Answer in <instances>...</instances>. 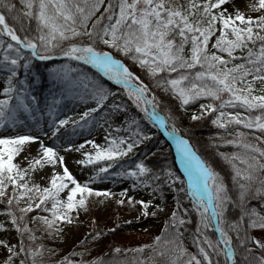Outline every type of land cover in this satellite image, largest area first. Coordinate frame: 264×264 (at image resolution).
<instances>
[{"label":"trees","instance_id":"16d2710c","mask_svg":"<svg viewBox=\"0 0 264 264\" xmlns=\"http://www.w3.org/2000/svg\"><path fill=\"white\" fill-rule=\"evenodd\" d=\"M126 1L131 0H66L73 18L70 34L48 41L42 40L47 37L44 27L32 15L24 13L21 0H0V13L36 57L66 55L75 69L90 80L89 87L94 92L114 94L120 90L74 57H82L78 48L102 43L100 35H105L108 29L102 28L101 21L106 15L113 20L119 4ZM147 1L159 17L176 18L183 28L171 25L162 32L175 59V66L172 64L174 67L169 72L129 59L135 86L163 117L167 129L176 132L202 160L208 172L218 228L230 242L233 264H264V242L256 236L258 229H264V24H247L239 34H228L223 32L226 22L216 7L218 0ZM123 31L124 25L117 29L113 45L118 46ZM194 34L205 39L197 54L188 49ZM6 44L22 51L17 44L10 41ZM128 54L124 51L122 56ZM36 57L32 56L31 60L37 61ZM14 75L12 72L9 76L8 85L12 94L21 90ZM197 75L215 77L235 100L213 106L198 94L183 102L173 82L193 93L203 83ZM131 106L124 99L119 103L120 108L130 112ZM94 110L93 106L87 108L90 112ZM151 125L156 134L149 133L148 127L140 123L128 135L114 133L96 155L103 161L104 170L122 166L135 179L134 186L146 187L154 201L153 217L164 221L157 237L147 236L138 249H129L127 244L114 240L106 242L110 233L97 225L74 248L72 255L54 256L49 243L54 229L62 222L48 207L57 192L52 191L50 199L28 191L16 198L9 197L8 193H13L8 192V178L0 172V187L7 195H0V233L15 232L19 245L18 254L5 264H76L71 261L73 256L80 257L77 264H189L192 261L228 264L212 224L207 229L198 224L195 206L175 166L172 148L158 128ZM13 155L10 148H3L4 169Z\"/></svg>","mask_w":264,"mask_h":264},{"label":"rangeland","instance_id":"374dc122","mask_svg":"<svg viewBox=\"0 0 264 264\" xmlns=\"http://www.w3.org/2000/svg\"><path fill=\"white\" fill-rule=\"evenodd\" d=\"M21 1L24 13L32 15L44 27L47 37L43 41L68 37L73 18L66 0ZM216 7L226 22L223 30L225 33L239 34L247 24H264V0H218ZM107 24L109 27H105ZM100 25L103 29H108L105 35H100L102 43L78 48L82 57L86 58L83 59L81 55L74 57L78 62L90 67L89 61H95L109 67L133 86L135 79L129 69L130 58L158 71L166 69L169 72L175 66V59L168 43L163 40L162 32L167 31L171 25L183 28V23L176 18L159 17L147 0H131L119 4L115 18L111 20L106 15ZM122 25L124 31L122 38L118 40V48L112 43L116 40L117 29ZM6 29L10 34L14 33L8 25L7 28L1 26L0 172L8 178V192L13 193H8V196L16 198L28 191L42 199H50V193L57 192L48 208L60 217L62 223L54 229L49 248L50 253L59 258L72 255L74 248L97 225L110 233L106 242L114 240L127 244L129 249H138L147 236L157 237L164 221L153 217L151 210L154 208V201L146 187L134 186L135 179L122 166L115 170H104V163L96 153L107 145L114 133L128 135L138 123L148 127L149 133L156 134L151 123L154 124L152 116L159 113L151 107L149 101L148 106L137 93L126 87H117L111 82L107 83L120 91L114 94L94 92L89 87L90 80L75 69L66 55L62 58L46 54L36 57L31 47L27 46L29 50L24 51L18 45L24 52L11 47L6 44V41L13 43ZM42 40L39 42L42 43ZM204 42V38L194 34L188 42V49L197 54ZM93 51L94 53L89 54ZM124 51L129 54L123 57ZM32 56L37 61L31 60ZM12 72H15L14 80L21 89L17 94H12L8 88ZM197 78L203 83L193 93L185 86L173 82L183 102L191 95L198 94L213 106L235 100L215 77L197 75ZM105 89L110 90L109 87ZM121 99L132 105V112L119 107ZM90 106L95 107V110L87 111ZM31 120H36L37 127L44 128L42 138L29 135L26 130L22 131L23 126L27 127V122ZM17 129L21 131H16ZM168 131L177 136L172 129ZM49 134L52 135V140H46ZM56 136L57 139L53 140ZM5 146L14 153L6 161L7 169L3 168ZM41 149L46 152L43 154ZM199 166L207 184L208 172L200 161ZM2 194L4 195L0 187V195ZM3 200L6 202L7 198ZM193 204L199 226L207 229L208 224H212L210 211L205 205L202 211ZM256 236L264 242V229H258ZM18 251L16 233L11 230L2 231L0 264H5ZM71 261L77 264L80 257L73 256Z\"/></svg>","mask_w":264,"mask_h":264},{"label":"bare ground","instance_id":"6f19581e","mask_svg":"<svg viewBox=\"0 0 264 264\" xmlns=\"http://www.w3.org/2000/svg\"><path fill=\"white\" fill-rule=\"evenodd\" d=\"M2 21L3 19L0 16V23H2ZM6 31L8 34H10L8 29H6ZM97 68L98 70H100V72L104 75L106 79L115 82L121 87L128 88V85H127L128 83L122 80L119 76H117L112 69L107 68V67L106 68L97 67ZM17 111H19V109ZM35 121L36 120H33V121L31 120L27 122V127L22 125L24 127V128L21 127L22 131L26 130L28 131L29 135H33L36 138H42L44 136L43 134L44 128L37 127ZM16 131H21V130L17 129ZM167 137L174 147L175 160H176V163L180 171L182 172L185 178L186 188H187V191L189 192L188 194L191 200H193L194 203L197 206H199L202 211H204V208H203L204 205L208 209L207 200L209 199L210 196H209L206 181L202 177V173L200 171L199 161L197 157L175 135L168 133ZM50 139L52 140V135L49 134L46 136V140H50ZM56 139H57V136L53 138V140H56ZM42 150L43 149H41V151ZM45 152H46L45 150L42 151L43 154ZM223 240H224L227 250L230 251L227 241L225 239ZM229 259H231L230 252H229Z\"/></svg>","mask_w":264,"mask_h":264},{"label":"water","instance_id":"95a60500","mask_svg":"<svg viewBox=\"0 0 264 264\" xmlns=\"http://www.w3.org/2000/svg\"><path fill=\"white\" fill-rule=\"evenodd\" d=\"M0 16H1L2 19H3L2 23H0L1 26L4 27V28H7V25H6V23H5V19H4V17L2 16V14H0ZM11 35H12L11 40H12L14 43L19 44V45L21 46V48H23L24 50H29L28 48H26V47L24 46V44L20 41V39H19L16 35H14V34H11ZM94 65H96V64H94ZM98 66H99V65H98ZM99 67H100V68H104L103 66H99ZM108 81L111 82V83H113V84H115V86L120 87V86H119L118 84H116L115 82L110 81V80H108ZM127 85H128V88H130L132 91H134L135 93H137V94H138V95H139V96L145 101V103H147V105L150 106V104L148 103V100L144 97V95L141 93V91H140L137 87H135V86H133V85H131V84H127ZM153 117H155V116H153ZM154 119H155V122L158 124V127H159V129H160L161 134H162L163 137L166 139V141H168V143L171 145V142H170V140H169L168 137H167V131H166L165 127H164V125H165V124H164V121H163L161 118H160V119H156V118H154ZM171 146H172V145H171ZM207 206H208V210L210 211V216H212V217H211V221H212V225H213V231H214V233L216 234L217 239H218V241H219V243H220L222 249H224V251H225V253H226V257H227L228 260H229V263H228V264H233V263H234V254H233V251H232V249H231V246H230L229 241H227V243H228V245H229L230 251H228L227 248H226V246H225V243H224V240H223V237H222L221 231H220L219 228H218V224H217V216H216L215 210H214L213 205H212V200H211L210 198L207 200ZM229 252L231 253V259H229Z\"/></svg>","mask_w":264,"mask_h":264}]
</instances>
